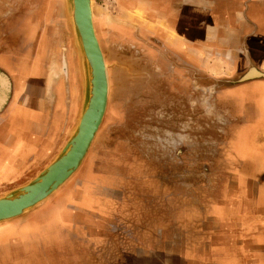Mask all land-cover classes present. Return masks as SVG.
Wrapping results in <instances>:
<instances>
[{
	"label": "rangeland",
	"instance_id": "rangeland-1",
	"mask_svg": "<svg viewBox=\"0 0 264 264\" xmlns=\"http://www.w3.org/2000/svg\"><path fill=\"white\" fill-rule=\"evenodd\" d=\"M92 1L110 85L106 115L70 180L36 209L0 223V264H141L151 253L150 264H166L156 254L167 248H157L158 226L174 223L175 214L187 224L190 200L206 220L205 210L225 201V195L236 210L242 206H236L240 192L251 194V170L235 146L243 143V130L252 122L228 117L231 105L216 100L217 90L239 80L206 83L196 77L195 61L174 43L189 30L197 36L210 31L222 19L221 5L234 12L236 0ZM182 65L186 70L180 71ZM218 69L215 63L213 70ZM252 140L250 135L248 143ZM108 173L128 178L130 212L126 223L118 222L117 231L109 233L111 245L91 246L57 217L82 188L81 180ZM22 185L7 186L0 197ZM232 216L230 225L249 222L247 215ZM124 223L127 231L121 229ZM177 235L170 231L164 240L173 242Z\"/></svg>",
	"mask_w": 264,
	"mask_h": 264
},
{
	"label": "crops",
	"instance_id": "crops-1",
	"mask_svg": "<svg viewBox=\"0 0 264 264\" xmlns=\"http://www.w3.org/2000/svg\"><path fill=\"white\" fill-rule=\"evenodd\" d=\"M235 4L234 12L221 5L222 19L207 33L197 36L189 30L174 37L175 49L195 61L196 77L212 86L223 77L239 80L252 68L264 72V0ZM216 92V100L231 105L228 117L254 125L235 146L246 156L252 191L240 192L236 206H242L236 210L227 195L225 201L212 203L205 210L206 220L190 200L184 212L190 214L187 224L175 214L174 223L158 226L157 248H167L156 254L166 264H264V78ZM83 96L81 50L66 0H0V191L31 181L62 151L81 113ZM91 176L81 180L82 188L72 194V203L61 207L57 219L66 230L81 232L78 241L111 245L109 233L117 231L118 222L126 223L130 212L129 180L121 173ZM229 214L247 215L249 222L230 225ZM125 223L121 229L127 231ZM170 231L179 233L173 242L164 240ZM153 255L147 254L148 261L141 264H150Z\"/></svg>",
	"mask_w": 264,
	"mask_h": 264
},
{
	"label": "water",
	"instance_id": "water-1",
	"mask_svg": "<svg viewBox=\"0 0 264 264\" xmlns=\"http://www.w3.org/2000/svg\"><path fill=\"white\" fill-rule=\"evenodd\" d=\"M81 50L84 74L82 110L69 140L34 179L0 197V223L24 216L49 200L79 170L102 125L108 106V72L94 27L91 0H66ZM264 78L254 68L239 78L244 83Z\"/></svg>",
	"mask_w": 264,
	"mask_h": 264
},
{
	"label": "bare ground",
	"instance_id": "bare-ground-1",
	"mask_svg": "<svg viewBox=\"0 0 264 264\" xmlns=\"http://www.w3.org/2000/svg\"><path fill=\"white\" fill-rule=\"evenodd\" d=\"M91 5H92V13H93V21H94V7H93V1L91 0ZM71 19H72V17H71ZM94 27H95V25H94ZM97 35V34H96ZM98 38V37H97ZM99 41V40H98ZM100 43V42H99ZM101 46V45H100ZM102 49V48H101ZM103 52V51H102ZM104 55V54H103ZM104 59H105V57H104ZM105 63H106V61H105ZM106 67H107V65H106ZM108 74V73H107ZM108 81H109V78H108ZM109 84V83H108ZM108 101H109V88H108ZM108 107V106H107Z\"/></svg>",
	"mask_w": 264,
	"mask_h": 264
},
{
	"label": "flooded vegetation",
	"instance_id": "flooded-vegetation-1",
	"mask_svg": "<svg viewBox=\"0 0 264 264\" xmlns=\"http://www.w3.org/2000/svg\"><path fill=\"white\" fill-rule=\"evenodd\" d=\"M35 1H40V0H35ZM22 4H23V3H22ZM24 4H25V3H24ZM23 11H24V10H23ZM23 11H22V12H23ZM251 126H252V125H250V126H248V127L244 128V130H243V131H245V130H248V129H250V130H251V129H252V127H251ZM243 131H242V132H243ZM237 154H238V153H237ZM238 156H239V157H240V159H241L240 161H243V160H245V159H244V158H245V156H241V155H239V154H238Z\"/></svg>",
	"mask_w": 264,
	"mask_h": 264
}]
</instances>
